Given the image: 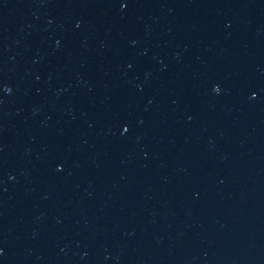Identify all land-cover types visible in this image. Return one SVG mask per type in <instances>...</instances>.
Masks as SVG:
<instances>
[{"label":"water","instance_id":"obj_1","mask_svg":"<svg viewBox=\"0 0 264 264\" xmlns=\"http://www.w3.org/2000/svg\"><path fill=\"white\" fill-rule=\"evenodd\" d=\"M0 264H264V0H0Z\"/></svg>","mask_w":264,"mask_h":264}]
</instances>
